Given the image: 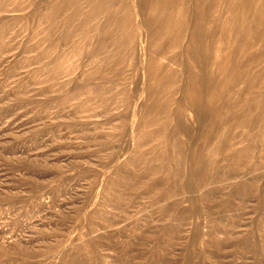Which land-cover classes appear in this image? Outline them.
Masks as SVG:
<instances>
[{
  "label": "rangeland",
  "instance_id": "rangeland-1",
  "mask_svg": "<svg viewBox=\"0 0 264 264\" xmlns=\"http://www.w3.org/2000/svg\"><path fill=\"white\" fill-rule=\"evenodd\" d=\"M0 264H264V0H0Z\"/></svg>",
  "mask_w": 264,
  "mask_h": 264
},
{
  "label": "bare ground",
  "instance_id": "bare-ground-1",
  "mask_svg": "<svg viewBox=\"0 0 264 264\" xmlns=\"http://www.w3.org/2000/svg\"><path fill=\"white\" fill-rule=\"evenodd\" d=\"M165 3V2H164ZM203 51V50H202Z\"/></svg>",
  "mask_w": 264,
  "mask_h": 264
}]
</instances>
